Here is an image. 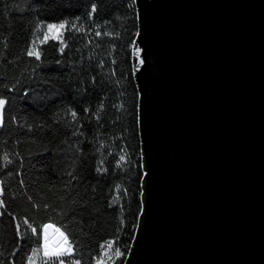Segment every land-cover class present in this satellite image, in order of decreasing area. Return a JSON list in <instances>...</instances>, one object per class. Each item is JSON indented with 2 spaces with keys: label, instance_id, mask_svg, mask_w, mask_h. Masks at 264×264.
Returning <instances> with one entry per match:
<instances>
[{
  "label": "trees",
  "instance_id": "16d2710c",
  "mask_svg": "<svg viewBox=\"0 0 264 264\" xmlns=\"http://www.w3.org/2000/svg\"><path fill=\"white\" fill-rule=\"evenodd\" d=\"M136 31L133 0H0V264H29L46 224L73 246L64 264L112 242L122 264L140 210Z\"/></svg>",
  "mask_w": 264,
  "mask_h": 264
},
{
  "label": "water",
  "instance_id": "95a60500",
  "mask_svg": "<svg viewBox=\"0 0 264 264\" xmlns=\"http://www.w3.org/2000/svg\"><path fill=\"white\" fill-rule=\"evenodd\" d=\"M133 2L140 210L122 264H264V0Z\"/></svg>",
  "mask_w": 264,
  "mask_h": 264
},
{
  "label": "snow or ice",
  "instance_id": "6c2138e0",
  "mask_svg": "<svg viewBox=\"0 0 264 264\" xmlns=\"http://www.w3.org/2000/svg\"><path fill=\"white\" fill-rule=\"evenodd\" d=\"M94 11V9H93ZM64 27L63 24H60L59 26L55 24H49L47 25L48 31L53 32V31H59V29H62ZM47 35V34H45ZM97 35H100V33H97ZM29 56H34L37 59L40 57L39 51L36 50L35 45L33 46L32 49H30L27 53ZM140 54V49H136V55L139 56ZM139 65L144 64L143 59H139L138 61ZM7 104L6 99L0 98V125L3 123V113L5 106ZM73 118L76 117V113L72 112ZM3 160L5 162H10L9 158L7 155L3 157ZM120 160L123 161L124 157L121 156ZM3 194V189L0 188V195ZM4 202L3 200H0V206H3ZM25 223H27V220H25ZM16 229L17 232L19 233L20 230V225L16 224ZM52 229L55 234H58L57 238L55 240L52 239V237L49 235V230ZM33 233L36 232L35 228L31 229ZM42 231H43V244L41 249H35L33 250V253L30 257H28L29 264H36V257L40 255V252L42 251V256H43V264H54L55 261H58L59 264H64V260L62 257L68 256L71 257L74 249L69 241L67 235L65 233L61 232L60 229H55L53 225L51 224H46L42 226ZM113 243H109L107 247L103 250L101 256L99 259L96 260V264H108L109 261H113L114 264V259H119L120 257L123 256V252L119 248H115L113 250ZM72 264H80L79 260H75L72 262Z\"/></svg>",
  "mask_w": 264,
  "mask_h": 264
},
{
  "label": "rangeland",
  "instance_id": "374dc122",
  "mask_svg": "<svg viewBox=\"0 0 264 264\" xmlns=\"http://www.w3.org/2000/svg\"><path fill=\"white\" fill-rule=\"evenodd\" d=\"M57 26H58V25H57ZM47 31H48V29H47ZM57 34H58L57 31H53V32H49V31H48V35H49L50 37H56ZM50 234H52V230H51V229L49 230V235H50ZM57 236H58V234H56L52 239L55 240V239L57 238ZM41 254H42V251H41Z\"/></svg>",
  "mask_w": 264,
  "mask_h": 264
},
{
  "label": "built area",
  "instance_id": "2783aa9c",
  "mask_svg": "<svg viewBox=\"0 0 264 264\" xmlns=\"http://www.w3.org/2000/svg\"><path fill=\"white\" fill-rule=\"evenodd\" d=\"M42 244H43V240H42ZM42 244H41V246H42Z\"/></svg>",
  "mask_w": 264,
  "mask_h": 264
}]
</instances>
